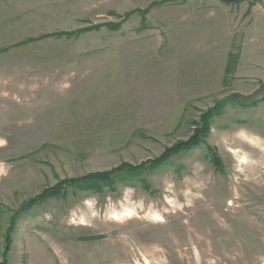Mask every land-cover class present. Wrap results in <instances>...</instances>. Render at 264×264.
I'll use <instances>...</instances> for the list:
<instances>
[{
    "label": "rangeland",
    "instance_id": "374dc122",
    "mask_svg": "<svg viewBox=\"0 0 264 264\" xmlns=\"http://www.w3.org/2000/svg\"><path fill=\"white\" fill-rule=\"evenodd\" d=\"M262 14L0 0V264H264Z\"/></svg>",
    "mask_w": 264,
    "mask_h": 264
},
{
    "label": "trees",
    "instance_id": "16d2710c",
    "mask_svg": "<svg viewBox=\"0 0 264 264\" xmlns=\"http://www.w3.org/2000/svg\"><path fill=\"white\" fill-rule=\"evenodd\" d=\"M219 112H220V108L219 107H214V108L210 109L207 113H205L204 116L202 117V120H201L202 124H201L200 130H197L196 134L193 137H191V139L189 141L177 146V148H175L173 151H178V150H181V149L187 150V149H190L191 147H194L195 145H197L198 141H199L198 140L199 137H201L202 135H205L207 133V131L209 130L208 124H209V121H210L211 117H213L214 115H216ZM166 156H168V154L163 156L162 158H165ZM161 161L162 160H160V159L157 160L156 164L160 163ZM122 169H124V167L120 166L118 169H115L114 171H116V170L120 171ZM114 171H112V172H114ZM112 172H106V173H102V174H97V175H94V176L89 177L87 179H93L95 182L107 181V180L110 179L109 176L111 175ZM87 179H85V180H87ZM55 189H57V188H53V189L51 188V189L45 190L41 194H39V195L35 196L34 198L30 199L28 202H26L25 204L22 205L21 211L27 210L29 207H31L33 204H35L38 201H41V200H43V199H45L47 197H52V195L55 193ZM12 228H13V225L11 224L10 227L8 228L7 232H6L7 235H6V240H5V248H4L3 256L6 255V253L8 251V248H9L10 238H9V234L8 233H10L9 231H11ZM1 264H4V262H2Z\"/></svg>",
    "mask_w": 264,
    "mask_h": 264
},
{
    "label": "water",
    "instance_id": "95a60500",
    "mask_svg": "<svg viewBox=\"0 0 264 264\" xmlns=\"http://www.w3.org/2000/svg\"><path fill=\"white\" fill-rule=\"evenodd\" d=\"M224 4H240L248 0H219ZM260 5L264 8V0H258ZM264 100V87L250 96L237 95V101L244 107H251L256 103Z\"/></svg>",
    "mask_w": 264,
    "mask_h": 264
},
{
    "label": "crops",
    "instance_id": "0c3cea01",
    "mask_svg": "<svg viewBox=\"0 0 264 264\" xmlns=\"http://www.w3.org/2000/svg\"><path fill=\"white\" fill-rule=\"evenodd\" d=\"M263 17V18H262ZM262 18V19H261ZM258 32L262 34V37H264V14L260 16L258 22L256 23Z\"/></svg>",
    "mask_w": 264,
    "mask_h": 264
},
{
    "label": "bare ground",
    "instance_id": "6f19581e",
    "mask_svg": "<svg viewBox=\"0 0 264 264\" xmlns=\"http://www.w3.org/2000/svg\"><path fill=\"white\" fill-rule=\"evenodd\" d=\"M155 220H156V221H161L162 219L159 218V217H155ZM203 237H204V236H203Z\"/></svg>",
    "mask_w": 264,
    "mask_h": 264
}]
</instances>
